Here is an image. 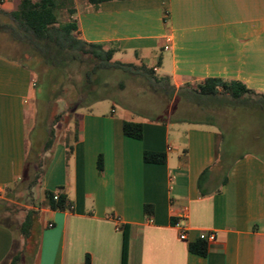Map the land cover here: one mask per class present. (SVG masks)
I'll list each match as a JSON object with an SVG mask.
<instances>
[{
    "label": "crops",
    "instance_id": "obj_1",
    "mask_svg": "<svg viewBox=\"0 0 264 264\" xmlns=\"http://www.w3.org/2000/svg\"><path fill=\"white\" fill-rule=\"evenodd\" d=\"M18 1L1 0L0 8L13 11ZM72 2L70 19L78 38L113 49V57L130 53L138 65L164 71L175 90L173 99L179 89L214 77L264 94V0ZM34 79L17 58L0 53V186L5 195L22 179L35 129L30 123L36 114ZM173 105L161 121L137 120L114 99L74 112V134L56 142L40 180L31 264H81L86 255L91 264H121L124 231L127 264H264V162L247 153L227 171L216 167L219 128L171 118ZM126 120L142 124L141 139L123 134ZM144 151L164 153L165 162H143ZM60 188L71 210L48 206L44 191ZM3 218L0 264L7 263L14 244H21ZM182 229L186 240L179 238ZM201 230L216 232L204 256L188 249Z\"/></svg>",
    "mask_w": 264,
    "mask_h": 264
},
{
    "label": "rangeland",
    "instance_id": "obj_2",
    "mask_svg": "<svg viewBox=\"0 0 264 264\" xmlns=\"http://www.w3.org/2000/svg\"><path fill=\"white\" fill-rule=\"evenodd\" d=\"M0 18L4 22L12 23L10 16L0 15ZM0 53L14 56L24 66L30 68L35 75L33 87L36 88L37 99L33 106L36 108V114L30 121L35 125L34 131L28 138L30 158L34 152H41L42 144L50 127L54 129L56 142L71 137L70 134H74V125L76 124L74 112L82 106H86L95 97H102L110 102L114 99L127 108L129 114H135L134 118L137 120H165L168 118L166 109L173 103V106L178 108H172L169 116L171 118L179 117L204 122L206 118L214 116L201 106L195 105L194 102L186 103L179 100L178 93L175 96L176 100L173 99L175 90L172 86L169 85V92H167L160 84L143 79L139 72L129 74L121 70L101 71V81L98 85H92L91 91L87 93L88 91L80 90L79 85L82 74L90 68L89 64H74L68 72L54 69L33 52L28 44L15 41L8 34L2 32H0ZM112 60L139 66L137 59L130 53L127 55L116 54ZM153 72L157 78L164 76V71L155 73L153 70ZM72 106L75 110H72ZM224 113L226 114V112ZM215 115L216 126L221 128L220 133L225 134L223 138L225 142L222 143L221 150L231 147L233 154L259 152V148L254 144V139L259 136L263 137L264 141V112L257 113L250 109L239 108L236 114L224 115L223 110L220 109L215 112ZM260 153L264 154V150H260ZM41 158L42 165L36 166V168L28 167L27 176L22 183L19 182L12 193L4 195L0 200V217L4 216L3 219L14 228V237L21 242L18 248L20 250L24 248L28 264H31V257L36 246V236L33 234L31 238L24 239L18 226L28 210H36L34 207L40 206L42 203L40 199L42 194L39 192L40 171L44 167L47 154ZM22 263L23 261L19 264Z\"/></svg>",
    "mask_w": 264,
    "mask_h": 264
},
{
    "label": "trees",
    "instance_id": "obj_3",
    "mask_svg": "<svg viewBox=\"0 0 264 264\" xmlns=\"http://www.w3.org/2000/svg\"><path fill=\"white\" fill-rule=\"evenodd\" d=\"M90 1L99 2L101 0ZM73 12L72 0H19L13 11L7 12L0 8V15H7L12 18V23L4 22L0 18V32L8 34L15 41L28 44L33 52L38 54L46 64L54 69L68 72L74 64H89L90 68L86 69L84 74H82L79 85L80 90L88 91L87 93L91 91L92 85H98L101 81V71L113 70H121L129 74L139 72L143 79L148 82L154 81L156 84H160L163 90L169 92L168 89L170 87L167 79L165 77L157 78L152 68L145 65L136 66L131 63L113 61V49H105L101 44L90 43L78 38L74 34V21L70 19ZM177 93L179 100L184 98L183 100L186 102H194L195 105H199L213 114V118H206L204 121L213 125H216L214 121L216 118L215 112L220 111V109L223 110L224 115L236 114L239 108L250 109L257 113L264 112V94L248 89L238 81H225L215 77L207 78L202 84H198L192 89H188L187 87L179 89ZM100 99L102 97L92 98L88 104ZM71 108L73 110L74 106ZM122 132L127 137L141 139L142 124L134 121H123ZM224 135V133H220V144L216 150L218 158L215 164L216 167L227 171L236 160L247 153L253 154L264 162V154L260 153V150H264L263 137L258 136L254 139V144L259 148V152L233 154L231 147L221 150L222 143L225 142L223 141ZM55 142V132L53 127H50L47 131L46 139L42 144L41 152H34L31 158L30 154L27 153L21 183L27 176V168L41 166L43 162L41 156L47 154L44 167L40 171L41 180L51 159V149ZM142 160L146 163L162 164L165 162V154L162 152L144 151ZM102 162V155L99 154L96 163L99 170L102 169ZM207 170L205 169L201 173L200 179ZM198 186L200 188L199 182ZM200 193H204L201 188ZM55 195H57L56 199H54ZM44 197L47 200L48 206L53 210L64 211L71 210L72 208L71 201L68 200L61 188L57 192L45 190ZM144 211L149 212V205H144ZM37 215V210H28L23 221L20 223L19 231L24 239H29L34 234V224L37 220ZM127 246L128 235L124 231L121 264H127ZM188 249L194 254L204 256L208 251V244L204 240L197 239L194 243L189 244ZM35 251L36 246L34 253ZM34 253L32 256H34ZM24 259H26L24 248L20 250L14 244L13 253L6 264H19ZM81 264H91L90 257L86 255Z\"/></svg>",
    "mask_w": 264,
    "mask_h": 264
},
{
    "label": "built area",
    "instance_id": "obj_4",
    "mask_svg": "<svg viewBox=\"0 0 264 264\" xmlns=\"http://www.w3.org/2000/svg\"><path fill=\"white\" fill-rule=\"evenodd\" d=\"M155 70V68H153ZM5 187L0 186V200L3 198L5 195ZM57 198V195L54 196V199ZM48 226H52V224H48ZM179 238L181 240H186L187 239V232L186 230H181L179 233ZM197 238L200 240H204L208 245L210 243H213L216 241V232L213 230H201L199 231Z\"/></svg>",
    "mask_w": 264,
    "mask_h": 264
}]
</instances>
